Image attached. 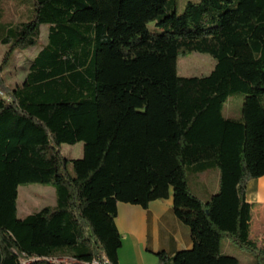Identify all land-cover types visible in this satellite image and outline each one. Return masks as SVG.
Masks as SVG:
<instances>
[{
  "label": "trees",
  "instance_id": "obj_1",
  "mask_svg": "<svg viewBox=\"0 0 264 264\" xmlns=\"http://www.w3.org/2000/svg\"><path fill=\"white\" fill-rule=\"evenodd\" d=\"M29 2L18 22L0 7V264H119L118 204L171 192L193 247L159 252V264H240L224 237L264 264L247 200L264 176V0H189L182 13L176 0ZM44 24L47 43L12 86L4 65L37 46ZM193 53L216 60L209 75L178 74ZM234 95L241 114L226 116ZM80 142L83 156L67 158L63 146ZM187 165L217 169L218 192L196 195ZM28 184L54 186L56 204L20 218ZM64 257L74 263L53 261Z\"/></svg>",
  "mask_w": 264,
  "mask_h": 264
},
{
  "label": "rangeland",
  "instance_id": "obj_2",
  "mask_svg": "<svg viewBox=\"0 0 264 264\" xmlns=\"http://www.w3.org/2000/svg\"><path fill=\"white\" fill-rule=\"evenodd\" d=\"M30 0H0V7L3 10V20L6 22H18L24 20L31 9ZM176 11L182 13L186 3L189 0H176ZM24 2V4H23ZM171 10V9H170ZM149 27L157 32H162L163 29L157 28L154 23ZM49 26H41L40 42L37 46L26 50L23 53H14L10 60L4 65L3 75L8 83L16 86L17 82H22L25 78L29 60L32 59L41 48L39 45H44L48 41ZM8 50L7 46L0 44V65ZM216 65V60L209 54L193 53L187 57H180L177 61V71L183 77H201L209 75ZM243 97L234 95L230 97L224 108L226 116L238 117L242 111ZM63 152L67 158L77 159L83 156V143L75 145L65 144ZM187 165L188 178L194 192L203 194L201 191V183L206 180L210 185H217L219 174L218 170L210 169L204 173H191ZM216 189V192H218ZM201 192V193H200ZM56 204V191L52 185L44 184H28L19 187L18 195V216L23 218L29 214L37 212L44 207L54 206ZM255 234V232H254ZM260 246H264V240L258 241ZM222 252L237 257L240 264H253L254 255L240 248L238 245L231 242L227 237L222 240ZM53 261L57 263L73 262L69 257L56 258Z\"/></svg>",
  "mask_w": 264,
  "mask_h": 264
},
{
  "label": "crops",
  "instance_id": "obj_3",
  "mask_svg": "<svg viewBox=\"0 0 264 264\" xmlns=\"http://www.w3.org/2000/svg\"><path fill=\"white\" fill-rule=\"evenodd\" d=\"M201 185L203 194L194 192L191 184L190 187L204 200L219 189V181L217 185L212 186L208 181L203 180ZM247 200L253 205L251 236L263 241L264 176L248 182ZM116 224L122 235V246L118 252L119 264H159L157 253L164 252L173 256L181 250L193 247L190 227L174 212L172 192L169 198L152 201L147 208L120 202Z\"/></svg>",
  "mask_w": 264,
  "mask_h": 264
},
{
  "label": "built area",
  "instance_id": "obj_4",
  "mask_svg": "<svg viewBox=\"0 0 264 264\" xmlns=\"http://www.w3.org/2000/svg\"><path fill=\"white\" fill-rule=\"evenodd\" d=\"M80 263L81 264H108V262H106L105 257H103L102 259L92 260V263H82V262H80Z\"/></svg>",
  "mask_w": 264,
  "mask_h": 264
},
{
  "label": "bare ground",
  "instance_id": "obj_5",
  "mask_svg": "<svg viewBox=\"0 0 264 264\" xmlns=\"http://www.w3.org/2000/svg\"><path fill=\"white\" fill-rule=\"evenodd\" d=\"M106 262H108V260H106ZM89 263H92V261H91V262H89ZM108 264H109V262H108Z\"/></svg>",
  "mask_w": 264,
  "mask_h": 264
}]
</instances>
